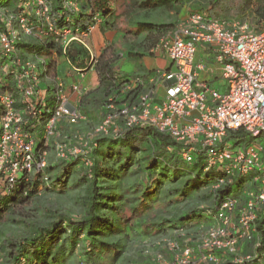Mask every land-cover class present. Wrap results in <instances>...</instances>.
<instances>
[{
	"label": "built area",
	"instance_id": "built-area-1",
	"mask_svg": "<svg viewBox=\"0 0 264 264\" xmlns=\"http://www.w3.org/2000/svg\"><path fill=\"white\" fill-rule=\"evenodd\" d=\"M89 1L14 0L12 5H0V199L11 195L20 179L36 175L41 189L51 192L52 174L46 169L72 160L90 167L93 140L107 136L109 130L119 136L120 127H152L181 144L185 162L202 156L203 171L220 176L214 188L239 178L244 185L239 195L233 191L219 203L210 226L173 229V238L167 233L145 242L143 254L150 264H219L218 251L231 255L233 264L256 258L254 252L240 254L238 248L240 242L252 240L257 211L264 206V29L255 31L247 21L202 11L190 13L151 49L163 52L170 62L158 73L156 87L161 92L145 87L138 77L130 80L126 89H139L137 98L119 107L107 104L94 136L79 138L74 145V138L59 129L66 126L72 131L85 119L80 100L95 61L91 36L101 23L98 13L91 23L83 21L81 14L91 13L88 5L83 8ZM47 38L60 48V57L57 51L48 57L18 46ZM72 44L90 53L88 67L71 64L67 52ZM199 47L214 52L224 89L198 80L203 68L197 60ZM61 57L73 79L68 91L59 76ZM238 131L244 136L228 138Z\"/></svg>",
	"mask_w": 264,
	"mask_h": 264
},
{
	"label": "trees",
	"instance_id": "trees-1",
	"mask_svg": "<svg viewBox=\"0 0 264 264\" xmlns=\"http://www.w3.org/2000/svg\"><path fill=\"white\" fill-rule=\"evenodd\" d=\"M250 1L245 0L246 5ZM256 2L260 7L261 17H264V0ZM209 3L211 8H208V11L211 13L215 8L226 5L227 0H209ZM12 4L14 0L0 2L1 6ZM87 5L91 13L81 14L85 18L84 22L91 23L93 14L98 13L101 23L105 22L112 27L114 19L110 0H90L83 4V8L87 9ZM126 5L128 11L147 14L150 11L172 7V0H126ZM76 21L78 19H75ZM134 22L136 29L134 32L128 30L129 32L137 36L140 32H147L146 41L140 43L141 46L147 45L142 51L154 45L158 38L174 25L138 21V18L134 19ZM80 26L85 27L84 24ZM18 46L29 53L48 57L54 51H57L59 57L62 54L60 48L49 38ZM137 55L139 56L137 52L128 51L129 57ZM67 56L77 68L88 67L91 60L87 49L78 44H72L68 48ZM94 58L92 69L97 76V86L82 95L80 110L86 116L90 109L97 108L98 115L103 117L107 104L119 107L124 101L135 100L139 89H126L130 79L117 70L120 57L112 45L106 44ZM8 79L7 87L11 89L13 84L9 77ZM117 123L120 125V122ZM232 136L243 137L244 134L241 131L228 134V138ZM93 143L95 144H92L89 156L92 161L90 167L84 166L80 160H72L61 163L60 167L58 165L46 169L47 173L52 174L53 192L54 185L59 187L60 192H65L69 176L81 173V176L76 178L77 184L84 187L80 219L71 220L60 214L52 216L44 224L33 225L27 235L8 242V264H61L68 252L75 256L77 264H127L122 255L124 250L119 249L114 242L103 240L102 237L122 235L127 238L129 234L136 232L137 226L142 227L145 234H167L171 229L198 230L202 225L210 226L213 223V215L224 197L233 191L239 195L243 189L244 180L241 178L231 183L225 181L218 188H214L220 176L218 173L203 171L202 156H195V161L191 163L185 162L180 155L181 144L152 127H120L119 136H98ZM56 168H59V172L54 174L53 170ZM40 187L39 175L28 180L20 179L15 194L0 199V221L17 205L32 203L37 194L43 191ZM154 196L164 205L166 203L172 218L166 219L163 215H156L151 219L146 216L153 210L151 203ZM194 202H202L200 204L204 206L194 208ZM148 219L152 222L143 225ZM242 243L247 245L241 249ZM240 245V254L254 252L256 255V258L244 264H264V206L257 211L252 240L242 241ZM216 254L219 264H233L231 255L219 251Z\"/></svg>",
	"mask_w": 264,
	"mask_h": 264
},
{
	"label": "rangeland",
	"instance_id": "rangeland-1",
	"mask_svg": "<svg viewBox=\"0 0 264 264\" xmlns=\"http://www.w3.org/2000/svg\"><path fill=\"white\" fill-rule=\"evenodd\" d=\"M239 1L241 0H234V3L238 5ZM110 3L113 10L112 16L114 19L112 29L117 31V35L114 39V47L117 51L119 49L122 53H125L126 47H124L123 37L126 30L136 29V24L134 22H131L136 19V16H134L133 11H128L126 0H110ZM209 6L206 5L203 10L199 9L198 11L207 12L209 14L210 11H208V8H211V6ZM216 10L217 8H215L214 11ZM214 11L211 13H214ZM131 14L132 18H130ZM223 19L227 18L224 17ZM228 19L231 18L229 17ZM238 19H242L251 23L254 18H248L244 16ZM128 42L129 44L131 43L130 39H128ZM147 50H149V48ZM120 60L119 71L122 74L132 76L136 74L140 69L136 64H134L133 61L129 60L127 57L121 58ZM59 62L61 63L58 67L59 76L63 77L66 81V79L68 80L69 77L67 73L68 63L64 57H61L59 59ZM71 80V82H73V79ZM90 80L91 74L88 75L85 79V82L87 81L91 86L94 83ZM101 121V115H98L97 108H94L90 109V111L85 116V119L83 121H80L74 128H72V131H70V129L66 126H61L59 131L62 135H69L73 137V144L78 145L79 138L90 139L94 136V131L97 126H99ZM107 136L114 137L111 134V130H109V134ZM228 145H232V142L229 141ZM50 159L51 161H54L52 154H50ZM60 164L61 162H57L56 166L59 165L60 167ZM53 172L54 174L58 173L59 168L54 169ZM80 176L81 173H74L69 176L67 185L68 189L66 188L65 192H60L59 187H57V185H54V192L40 191L37 194L36 198L32 201V203L26 204L25 206L17 205L13 209H11L9 214L5 215L2 221H0V264H8V262L6 261V253L9 251L8 242L13 241L18 237L27 235L29 233V229L32 228L33 225L44 224L48 222L50 218H52V216H57L60 214L69 217L71 220L80 219L82 196L84 194V187H82V185L80 184H77L76 180V178L78 179ZM153 190L154 188L152 187L151 191ZM15 191L16 189L11 195H14ZM152 200L153 203H151V207L153 208V210L149 211L146 215L148 218L152 219L156 215H163L166 219L172 218V215L168 212L171 210L166 205V203L164 205L163 202H159L155 196L152 197ZM202 202H194V208H202L204 206L200 204ZM136 222L138 223L139 221L137 220ZM150 222L152 221L148 219L143 223V225L149 224ZM142 230V227L139 228L137 226L136 232H134L133 234H129L127 238L122 237V235L107 236L102 238L103 240H106L108 242L116 243L119 249L124 250V253L122 255L125 257L127 264H150L149 258L143 254V246L149 239L156 238L162 235L158 233L155 234V232L145 234L144 232H142ZM174 232V230H170L169 238H173V236H175ZM165 256L169 257L170 254H165ZM75 259V256L68 252V254L64 258L63 263L61 264H77Z\"/></svg>",
	"mask_w": 264,
	"mask_h": 264
},
{
	"label": "crops",
	"instance_id": "crops-1",
	"mask_svg": "<svg viewBox=\"0 0 264 264\" xmlns=\"http://www.w3.org/2000/svg\"><path fill=\"white\" fill-rule=\"evenodd\" d=\"M209 0H172V7L169 8H161L155 11H150V13H142L140 11H133L134 16L138 18V21H148L153 23H173L185 20L190 13L197 11L199 9H204L207 5L209 6ZM256 5V6H255ZM255 6V7H254ZM210 7V6H209ZM131 12V11H130ZM206 13V15L210 16V14L215 15L216 17L221 18H231L236 20L245 21L242 17H252L254 18L252 22H248L250 26L255 31H260L264 29V17L260 15L261 10L259 4H257L256 0H251L249 4L246 5L245 0L239 1V4L236 5L234 0H227L226 5L221 6L218 8L215 13ZM234 17V18H233ZM128 18V17H127ZM132 18V14L130 15ZM134 19V18H133ZM132 19V20H133ZM131 22H134L131 21ZM135 23V22H134ZM134 32L135 30H131ZM117 35V31L113 30L109 24L102 22L99 24L93 31L90 44L92 50L99 54L100 51L105 47L106 44L112 45L115 52L119 55V60L117 62V70L119 71V63L121 58L127 57L129 60L133 61L140 69L137 71L136 74L132 76H128L130 80L135 79L136 77L142 80V83L145 87L150 88L153 87L155 91L158 93L161 92V89L156 87V80L158 77V73L161 70L166 69L170 62L169 59L165 56L163 52H152L151 49L154 45L149 46V50L142 51L144 46H141V42L146 41L147 32H140L137 35L126 30L123 41L124 47H126V52L122 53L119 49L118 51L114 47V39ZM128 39H130L131 43L129 44ZM148 41V40H147ZM133 42V43H132ZM147 44V43H145ZM149 44V43H148ZM137 52L139 56H128V51ZM197 60L202 62L203 68L198 72V80L201 82H206L209 85L217 88V89H224L225 88V81L221 78L219 74L218 68L214 65V52L209 48L199 47ZM119 73L122 74L120 71ZM91 74V82L93 85H89V83L85 82L86 91L94 89L97 86V76L96 73L93 71L88 72L87 76ZM86 76V77H87ZM72 77H68L66 79V91L69 89V84L72 81ZM86 79V78H85ZM243 244V243H242ZM240 245L245 247L247 244Z\"/></svg>",
	"mask_w": 264,
	"mask_h": 264
}]
</instances>
